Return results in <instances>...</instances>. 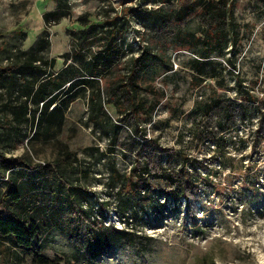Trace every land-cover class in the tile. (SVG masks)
<instances>
[{
  "label": "rangeland",
  "instance_id": "1",
  "mask_svg": "<svg viewBox=\"0 0 264 264\" xmlns=\"http://www.w3.org/2000/svg\"><path fill=\"white\" fill-rule=\"evenodd\" d=\"M230 2L238 45L229 44L226 56L213 54L200 72V52L169 46L163 55L155 41L151 11H178L177 0H0V66L28 60L40 38L45 46L37 69L18 71L26 85L0 88V119L13 127L0 126V161L24 156L30 168H53L44 179L53 185L46 191L55 195L47 200L54 210L45 219L56 214L57 221L41 227L31 250L0 234V264H37V255L50 264H264V0ZM53 12L60 18L46 21ZM187 18L177 27L199 36V17ZM144 47L160 51L166 66L151 79L156 92L143 87L147 111L135 115L118 88L130 59ZM52 60L54 66L45 64ZM50 76L62 85L94 77L99 86L80 92L62 129L37 136L41 129L29 114L18 122L5 105L13 102L17 111L28 102L37 109L29 89ZM228 108L235 119L219 133ZM179 153L197 183L190 202L157 194L146 200L141 189L121 194L132 169L147 157L153 165L182 170ZM19 170L0 166V197ZM56 183L65 188L56 192ZM89 225L117 229L116 242L91 253ZM123 231L139 235L141 245L127 242Z\"/></svg>",
  "mask_w": 264,
  "mask_h": 264
},
{
  "label": "trees",
  "instance_id": "2",
  "mask_svg": "<svg viewBox=\"0 0 264 264\" xmlns=\"http://www.w3.org/2000/svg\"><path fill=\"white\" fill-rule=\"evenodd\" d=\"M173 0H161L162 4H171ZM175 1V0H174ZM179 3L178 11L170 9L163 11L162 9L151 11L153 16H156V26L153 27L155 33V41L161 44L160 50H163V55L166 47L173 46L176 50H195L200 52V61H197V68L200 72L210 64V59L213 54L217 56H226L228 45L232 48L238 45L239 26L235 23L232 15V4L230 0H177ZM60 12H53L45 15V20L49 18H60ZM199 17L200 35L184 34L181 31V26L191 16ZM159 23V24H158ZM96 27V26H91ZM117 29L114 27L111 34L114 36ZM160 32V33H158ZM159 34V35H158ZM88 37L87 31L80 33L81 39ZM44 38H40L32 49L27 52L30 58L17 66H0V88L7 83L11 87H15L17 82L26 85V80L18 74V71H23L29 68L37 69L36 63H42L43 60L37 56L44 50L45 46L41 45ZM199 48V50H198ZM110 55L114 54L110 50ZM116 55V53H115ZM45 62V61H44ZM164 59L161 57V52L154 53L151 48L144 47L143 51L138 56H133L129 61L128 75L122 80L120 91L126 99V103L130 111L139 115L147 111V103L141 99V91L143 87L153 90L152 77L161 74L165 68ZM51 67L56 64L55 60L45 63ZM229 66L234 65V62L229 59ZM235 66V65H234ZM93 76V72L91 73ZM59 75V74H58ZM57 75V76H58ZM46 77L47 79L40 81L36 89H29L31 100L37 103V109H30L29 103H21L19 110L15 111L13 102L5 105L16 116V120L21 122L24 116H31L32 125L36 129L38 127L40 134L51 136L55 131L62 129L65 123V113L70 105L79 96L81 91L88 88H94V85L99 86L94 77L83 79H70L62 85L59 77ZM107 79V77H106ZM109 81H113L110 78ZM68 85V86H67ZM49 87H53L50 90ZM35 90V92H34ZM119 100H117L118 102ZM40 103H42L40 107ZM119 104V103H117ZM120 108H124L122 105ZM235 119V115L231 113V109H226L224 119L219 123V133H224L228 129V125ZM11 120L5 117L0 119V126L6 129L13 130ZM8 126V127H6ZM181 159L182 170H172L164 168L160 164L153 165L147 157L143 165H138L132 169L130 175L126 178L124 186L121 188V194L135 196L140 189L145 191L144 199H149L150 196L157 194L165 196L169 199L185 198L188 202L191 201L193 191L197 188V183L193 181L190 170L187 167L188 158L179 153ZM6 171L22 170L18 172L19 176H13L8 179V186L0 197V234L4 237L11 238L14 244L23 249H33L38 236L41 232V227H47L49 224L57 223L56 214L50 219L46 218L48 210H54L47 200L52 199L53 192L46 191L53 189L52 183L47 181L45 176L47 173L54 174L52 167H47L43 171L30 168L28 160L24 157H17L10 160L3 159L0 161ZM32 169V170H31ZM19 170V171H20ZM35 172V179L25 182H20L19 178L23 175L30 176V173ZM117 174V173H115ZM0 171V180L5 176ZM43 176V177H42ZM65 185L56 183V192H61ZM68 191V189H66ZM52 194V195H51ZM75 212V210H74ZM48 220V222H47ZM80 221V219H78ZM46 224V225H45ZM88 241L94 245L91 253L96 252V249L102 251L104 246L109 241L116 242L112 235L118 233L113 227H91L89 225ZM120 233V232H119ZM125 240L133 245H141V237L133 233L122 232ZM37 264H50L48 260L37 255L35 258Z\"/></svg>",
  "mask_w": 264,
  "mask_h": 264
}]
</instances>
